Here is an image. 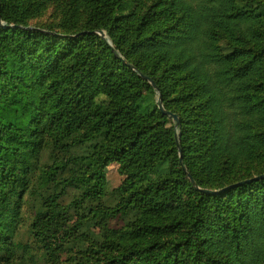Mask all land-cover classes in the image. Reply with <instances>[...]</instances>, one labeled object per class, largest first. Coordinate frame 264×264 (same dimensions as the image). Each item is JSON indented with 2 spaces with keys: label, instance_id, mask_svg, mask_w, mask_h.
<instances>
[{
  "label": "trees",
  "instance_id": "trees-1",
  "mask_svg": "<svg viewBox=\"0 0 264 264\" xmlns=\"http://www.w3.org/2000/svg\"><path fill=\"white\" fill-rule=\"evenodd\" d=\"M0 264H264V0H0Z\"/></svg>",
  "mask_w": 264,
  "mask_h": 264
},
{
  "label": "rangeland",
  "instance_id": "rangeland-1",
  "mask_svg": "<svg viewBox=\"0 0 264 264\" xmlns=\"http://www.w3.org/2000/svg\"><path fill=\"white\" fill-rule=\"evenodd\" d=\"M113 168L110 167L109 171H108V175H107V180L105 183V189H106V193H107V200L108 201H112L113 199V192L114 190L119 186V184L122 181V176L119 174L118 169L112 170ZM167 216H164L163 218H166ZM73 216L72 214L67 215L64 219H63V225L64 226H68L73 222ZM122 221H120L119 223H121ZM118 225V223H117Z\"/></svg>",
  "mask_w": 264,
  "mask_h": 264
},
{
  "label": "water",
  "instance_id": "water-1",
  "mask_svg": "<svg viewBox=\"0 0 264 264\" xmlns=\"http://www.w3.org/2000/svg\"><path fill=\"white\" fill-rule=\"evenodd\" d=\"M101 35H102V36H105L104 33H101ZM150 83H151L152 86L154 87V84H153V82H152L151 80H150ZM154 88H155V87H154ZM162 111H163L164 114H168V113H166V112L164 111V108H163V107H162ZM173 120L176 121V122H179V119H178L177 116H173ZM180 155H181V153H180Z\"/></svg>",
  "mask_w": 264,
  "mask_h": 264
}]
</instances>
